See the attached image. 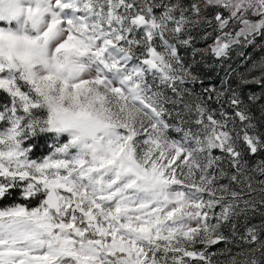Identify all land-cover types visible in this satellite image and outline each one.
Listing matches in <instances>:
<instances>
[{
	"label": "snow or ice",
	"instance_id": "1",
	"mask_svg": "<svg viewBox=\"0 0 264 264\" xmlns=\"http://www.w3.org/2000/svg\"><path fill=\"white\" fill-rule=\"evenodd\" d=\"M249 48L264 0H0V264H264Z\"/></svg>",
	"mask_w": 264,
	"mask_h": 264
},
{
	"label": "rangeland",
	"instance_id": "2",
	"mask_svg": "<svg viewBox=\"0 0 264 264\" xmlns=\"http://www.w3.org/2000/svg\"><path fill=\"white\" fill-rule=\"evenodd\" d=\"M246 53L248 55H250L253 59H259L260 57L264 56V51H261L259 49L254 50V49L249 48V49L246 50ZM230 63H232V66L235 67V68H237L238 70H240V71L243 70V67L240 64V61H239L238 56L233 55L232 61H230ZM205 71H206V73L208 75V79L212 83H218L220 77H222L223 74H224L223 73V70L220 69V68H216L215 70H207L206 69ZM38 138L44 140V147H45L44 149H45V152H43V153L37 152V155H36L37 157L46 154L49 151L50 144L52 143V141L47 136L41 135ZM213 250H215V249H213Z\"/></svg>",
	"mask_w": 264,
	"mask_h": 264
},
{
	"label": "trees",
	"instance_id": "3",
	"mask_svg": "<svg viewBox=\"0 0 264 264\" xmlns=\"http://www.w3.org/2000/svg\"><path fill=\"white\" fill-rule=\"evenodd\" d=\"M34 143L36 144V148H35V151H34V155L35 156L37 155V152H40V153L45 152L44 140L43 139L37 138L34 141Z\"/></svg>",
	"mask_w": 264,
	"mask_h": 264
}]
</instances>
